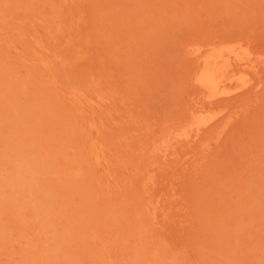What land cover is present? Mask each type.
I'll return each instance as SVG.
<instances>
[{
  "label": "rangeland",
  "instance_id": "1",
  "mask_svg": "<svg viewBox=\"0 0 264 264\" xmlns=\"http://www.w3.org/2000/svg\"><path fill=\"white\" fill-rule=\"evenodd\" d=\"M0 264H264V0H0Z\"/></svg>",
  "mask_w": 264,
  "mask_h": 264
},
{
  "label": "bare ground",
  "instance_id": "2",
  "mask_svg": "<svg viewBox=\"0 0 264 264\" xmlns=\"http://www.w3.org/2000/svg\"><path fill=\"white\" fill-rule=\"evenodd\" d=\"M233 51H230V50L228 51V50H226V48H221L220 50H217L215 52V53L218 52V54H215L216 57L213 56L214 57L213 61H211V59H206V58H204V60H203V58H202L203 61H202L200 70L197 74L196 83L206 93L205 97L208 100V102L211 101L212 103H214L213 101H215L219 98H224L225 96L232 95L233 93L239 92L244 87H247L249 85L248 83H243L241 87H238L235 90H229L227 88L228 83L226 84V81L231 80L232 77H234V76H231L230 78H228L226 76L227 72L230 69L229 66L232 63L231 59H235V61H238V63H240V61H239L240 59H239V57L235 56V53L233 56L231 55L233 53ZM199 52H200L199 50H195L193 53L198 54ZM228 52H230L229 53L230 55L228 54ZM237 53L236 54L239 56V52H237ZM240 55H241V53H240ZM210 56H212V55H209L208 58H210ZM247 63H249V61L246 62V65H248ZM222 71H224V72L227 71V72L225 74L224 72L222 73ZM231 73L232 72H230V74ZM234 75L237 76V74H234ZM240 78H238V79L240 80ZM235 79H237V78H235ZM232 84H233V82H232ZM200 106H202V105H200ZM200 106L198 108H196L195 111L193 112L192 122L188 125V127L183 129L182 131H179L178 133H176L174 136V140L192 142L197 137H199L200 133L204 129H206L208 126H210L212 123H214L219 118L221 112L220 113H214V114H208V112L205 110L206 107H208V106H206V107L205 106L200 107Z\"/></svg>",
  "mask_w": 264,
  "mask_h": 264
}]
</instances>
